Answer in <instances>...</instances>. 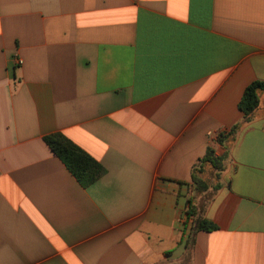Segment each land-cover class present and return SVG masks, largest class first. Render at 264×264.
<instances>
[{
	"label": "crops",
	"instance_id": "0c3cea01",
	"mask_svg": "<svg viewBox=\"0 0 264 264\" xmlns=\"http://www.w3.org/2000/svg\"><path fill=\"white\" fill-rule=\"evenodd\" d=\"M256 80L264 0H0V264H264V92L217 141ZM209 147L226 167L196 196Z\"/></svg>",
	"mask_w": 264,
	"mask_h": 264
},
{
	"label": "trees",
	"instance_id": "16d2710c",
	"mask_svg": "<svg viewBox=\"0 0 264 264\" xmlns=\"http://www.w3.org/2000/svg\"><path fill=\"white\" fill-rule=\"evenodd\" d=\"M264 92V81L252 82L244 91L239 108L244 114L241 123L236 124L227 134L218 135V143L228 151L231 143L236 140L238 132L250 122L254 113L260 105V93ZM45 142L54 155L65 165L83 187H89L98 181L104 173L103 167L91 155L82 150L79 146L70 141L66 136L57 133L45 138ZM228 153L223 157H217L215 150L208 148L206 155L197 163L192 170V179L195 185V195L199 196L210 189L216 190L219 186L221 174L226 167ZM213 173L214 182L207 179V173ZM194 207L190 205L188 216H194ZM196 230L211 232L217 230V226L208 220L198 219Z\"/></svg>",
	"mask_w": 264,
	"mask_h": 264
},
{
	"label": "rangeland",
	"instance_id": "374dc122",
	"mask_svg": "<svg viewBox=\"0 0 264 264\" xmlns=\"http://www.w3.org/2000/svg\"><path fill=\"white\" fill-rule=\"evenodd\" d=\"M207 176V179L210 181V182H214L215 181V177H214V174L213 173H207V175H205V177Z\"/></svg>",
	"mask_w": 264,
	"mask_h": 264
}]
</instances>
